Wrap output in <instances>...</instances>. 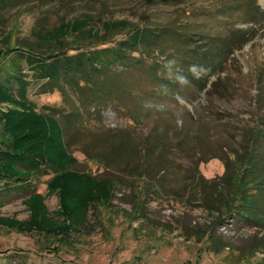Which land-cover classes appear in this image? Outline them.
<instances>
[{"label": "rangeland", "instance_id": "374dc122", "mask_svg": "<svg viewBox=\"0 0 264 264\" xmlns=\"http://www.w3.org/2000/svg\"><path fill=\"white\" fill-rule=\"evenodd\" d=\"M159 1L0 0V89L16 93L13 76L22 69L31 103L62 121L77 159L72 170L112 180L84 220L65 214L79 212L83 199L67 194L63 206L60 189H48L52 170H30L26 182L1 181L0 264H264V185L252 192L257 218L222 207L235 189L224 178L228 163L250 155L264 175V109L253 71L264 64V26L257 25L254 40L235 53L210 91L183 85L182 63L193 43L174 33L150 56L135 52L111 64L94 83L72 84L61 75L48 84L19 52L39 40L38 32L86 13L150 26L175 21L188 36L251 26L236 15L214 18L216 0ZM258 3L264 9V0ZM4 92L0 152L10 142L5 114L22 109ZM84 184L75 187L86 196L93 190ZM34 192L41 196L29 198ZM76 217L84 227L71 225Z\"/></svg>", "mask_w": 264, "mask_h": 264}, {"label": "trees", "instance_id": "16d2710c", "mask_svg": "<svg viewBox=\"0 0 264 264\" xmlns=\"http://www.w3.org/2000/svg\"><path fill=\"white\" fill-rule=\"evenodd\" d=\"M151 1L152 4L160 3L159 0H150V3ZM181 3L179 1L178 5ZM216 3H219V7L214 10V18L224 14L236 15L240 22L251 26L246 29L234 27L229 30V34L218 32L214 35L200 33L198 36H188L183 29L178 28L175 21L165 26H150L141 21L133 22L128 19L111 21L98 18L97 21L94 15L86 13L82 18L63 20L53 29L38 32L39 35L36 37L39 40L29 41L27 50L21 49L19 52L32 66L35 74L33 76L38 79L44 78L48 84L59 81L61 75L66 76L65 80L72 84L81 82L82 79L94 83L100 73L111 64L120 62L135 52L144 57L150 56L157 51L156 43H161L164 37L174 33L179 37H185L182 41L189 40L193 43L187 47L185 53L187 58L182 63L183 85L187 88L196 86L201 91H210L218 85L221 73L226 71V66L232 57L235 58V53L254 40L253 37L258 32L257 25L264 26V9L258 0H216ZM57 30L63 33L58 35L55 32ZM125 30L127 36L116 40V36ZM253 71L258 76L259 94L262 93L257 100L264 109V64L257 68V71ZM186 73L190 75L187 77ZM13 78L19 83L16 93L11 90L0 91L22 109H14L5 114L4 126L10 135V142H6L5 149L0 152V182L13 180L26 182L32 175L30 170L33 172L52 170L54 176L48 181V189H60L63 206L68 204L67 194L74 200L83 199L85 204L79 212L65 213L69 216L72 214L73 217L77 216L76 214L82 215L83 219L86 217L85 212L95 206L97 201L102 200V193L99 191L103 189L105 191L112 180H102L90 173L72 170L77 159L68 151L62 121L55 115L39 111L35 104L31 103L27 97L29 81L22 69L19 75H14ZM189 80L194 81V84L192 85ZM241 156L232 164H227L229 170L224 178L232 179L235 189L229 195L232 200L226 199L222 207L227 212L229 206H235L236 212L242 217L257 218L252 192L264 185V175L258 176L254 159L250 155L247 159L245 154ZM18 164L26 167V170H20ZM78 183H85L84 185L90 186L93 190L86 194L88 197L83 196L85 191H82V187H75ZM77 194L82 196L77 197ZM36 196L41 195L34 192L29 198ZM207 207L212 205L207 204ZM82 219L78 223L72 220L71 225L84 227ZM62 234L66 232L63 231Z\"/></svg>", "mask_w": 264, "mask_h": 264}]
</instances>
